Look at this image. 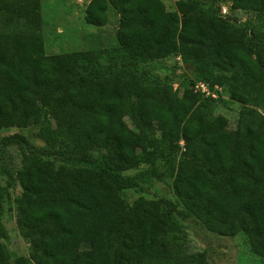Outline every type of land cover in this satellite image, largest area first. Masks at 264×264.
I'll use <instances>...</instances> for the list:
<instances>
[{
    "label": "trees",
    "instance_id": "obj_1",
    "mask_svg": "<svg viewBox=\"0 0 264 264\" xmlns=\"http://www.w3.org/2000/svg\"><path fill=\"white\" fill-rule=\"evenodd\" d=\"M228 3L258 20L237 23L198 0H176L175 10L162 0H90L87 23L105 24L109 7L118 14L117 44L47 54L41 0H0V130L8 120L35 124L46 145L22 150L16 171V223L29 252L15 264H209L205 251L181 246L168 199L122 198L145 171L121 173L148 150L151 166L167 164L190 215L213 234L243 233L264 260V0ZM170 56L191 74L181 92L132 77ZM224 93L241 104L232 129L213 111ZM2 141L29 144L18 133ZM4 203L0 191V264H12Z\"/></svg>",
    "mask_w": 264,
    "mask_h": 264
},
{
    "label": "rangeland",
    "instance_id": "obj_2",
    "mask_svg": "<svg viewBox=\"0 0 264 264\" xmlns=\"http://www.w3.org/2000/svg\"><path fill=\"white\" fill-rule=\"evenodd\" d=\"M90 0H41L40 13L42 16V34L45 53H65L84 49L102 48L117 44L116 30L118 14L108 8V18L103 25L89 24L85 21V8ZM167 10H175L176 0H163ZM203 5L213 4L219 8L222 15L235 20L237 23L247 20H258L253 12L236 10L230 11L228 0H198ZM153 76L160 80L172 83L173 88L180 92L191 78L190 71L182 64L178 56H170L162 60L141 64L132 72V77ZM224 90V89H223ZM221 99H215L213 111L228 118V128L236 125L237 115L241 104L229 97L228 93L222 94ZM129 123V120L127 119ZM39 127L35 124L19 126L7 121L0 130V191L4 197L2 222L7 231V237L1 241L10 251L12 264L18 255H28L29 243L23 239L17 228L15 213V198L20 194V186L16 171L21 164L23 151L31 147L44 148L45 142L38 136ZM23 135L29 144L23 148L17 143L5 145L2 139L10 134ZM22 145V144H21ZM183 145L181 141L180 146ZM182 148V147H181ZM23 150V151H22ZM95 157L100 155L94 151ZM152 151L138 154L136 165L121 174L135 176L145 171L143 181L135 187L125 188L121 191L122 198L128 204L139 198H166L175 206V215L181 223L179 232L182 247L191 252L205 251L209 264H264V260L251 252L246 236L238 233L235 236H219L206 230L194 216L190 215L183 205L176 199L172 190V177L165 172L167 164L158 160L154 166L150 164ZM57 164L66 162L58 157H52ZM82 165V163L80 164ZM155 172H164L161 179ZM161 173V174H162Z\"/></svg>",
    "mask_w": 264,
    "mask_h": 264
},
{
    "label": "built area",
    "instance_id": "obj_3",
    "mask_svg": "<svg viewBox=\"0 0 264 264\" xmlns=\"http://www.w3.org/2000/svg\"><path fill=\"white\" fill-rule=\"evenodd\" d=\"M195 89L196 90H200L201 92L205 93V94H209V90L207 88V86L203 83V82H197L195 84ZM212 95L214 97H216L217 95L215 93H212Z\"/></svg>",
    "mask_w": 264,
    "mask_h": 264
},
{
    "label": "crops",
    "instance_id": "obj_4",
    "mask_svg": "<svg viewBox=\"0 0 264 264\" xmlns=\"http://www.w3.org/2000/svg\"><path fill=\"white\" fill-rule=\"evenodd\" d=\"M163 1V0H162ZM164 2V1H163ZM165 3V2H164ZM166 4V3H165Z\"/></svg>",
    "mask_w": 264,
    "mask_h": 264
}]
</instances>
